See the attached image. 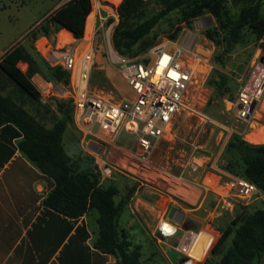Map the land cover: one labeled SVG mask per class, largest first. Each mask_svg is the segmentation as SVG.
Listing matches in <instances>:
<instances>
[{
	"label": "built area",
	"instance_id": "2783aa9c",
	"mask_svg": "<svg viewBox=\"0 0 264 264\" xmlns=\"http://www.w3.org/2000/svg\"><path fill=\"white\" fill-rule=\"evenodd\" d=\"M107 1L114 5L120 0ZM205 20L194 18L193 29L184 30L177 39L163 38L136 55L119 54L110 48L109 59L130 92L129 98L119 101L87 89V75L94 57L88 39H81L84 45L79 51L76 47L64 49L57 61V65L69 74L62 94L70 102L71 122L81 134L84 153L92 159L97 184L111 178L118 164L109 156L111 150L119 151L118 161L123 168L140 181L139 185L150 187L156 196L154 207L161 211L156 227L157 240L175 237L171 246L181 255L177 264H204L220 235L214 220L224 213L232 214L239 204L255 197L264 198L252 182L223 174L211 163L208 170H202L197 179L189 181L182 172L164 179L148 161L155 142L170 138L175 114L185 112L206 119L201 108L206 100V79L212 69L213 48L211 41L198 33ZM263 89L262 60L250 72L235 101L230 103L237 120L248 117L250 105L259 99ZM122 127L136 137L134 152L115 145ZM202 157L193 156L192 162L187 163L190 171L201 165L194 161L195 158ZM131 161L137 168L135 172L126 167ZM149 166L156 172L146 175ZM187 188L200 191L196 203L183 202L179 191ZM208 195L210 205L206 207ZM180 204L183 208L180 217L178 213L175 219L165 216L168 206Z\"/></svg>",
	"mask_w": 264,
	"mask_h": 264
},
{
	"label": "rangeland",
	"instance_id": "374dc122",
	"mask_svg": "<svg viewBox=\"0 0 264 264\" xmlns=\"http://www.w3.org/2000/svg\"><path fill=\"white\" fill-rule=\"evenodd\" d=\"M67 1L69 0H0V52L19 43L27 49L33 50L32 53L38 58H43L48 62V57L41 49L44 41L59 51L70 47H76L79 51L84 45L81 39H88L94 57L87 75V89L101 92L114 101L129 98V89L122 82L116 65L110 61L108 56L109 49L113 48L110 39L111 32L117 22L113 4L108 3L107 0H89L90 11L84 19L83 35L77 39L67 29L56 27L50 19L55 9ZM148 2V13L158 9L153 0ZM229 7L230 13H235L238 8L237 5H229ZM205 17H209L211 22L207 24V20H205V24L198 32L201 37L204 36L205 28L217 30L215 20L208 15L200 18L205 19ZM192 22L193 20L187 25L180 21L179 10H173L161 19L143 40L154 45L163 38L177 39L184 30L193 29ZM86 25L88 27L85 29ZM39 37L44 38L37 42L38 50L34 42ZM138 47L137 44L134 49ZM212 48V69L207 78L215 71L223 75L225 79L220 91H216L206 83V100L201 108L206 119L185 112L175 114L171 120L170 138L155 142L148 155L149 164L157 171L159 170L158 174L164 179L167 174L177 175L182 172V176L191 181L200 176L202 170H208L210 163L217 170L223 171V174L240 175L242 169L240 159L235 153L225 149L229 136L235 134L249 143H264V125L262 124L264 89L245 120H237L233 116L230 104L235 101L237 93L244 87L250 72L255 66H259L261 58L264 61V34L258 37L255 33L244 28L239 41L234 45L224 65L215 62L220 56L221 48L213 43ZM237 65L241 66L239 71L236 70ZM216 80L218 79L216 78ZM1 91L3 94L10 91L15 101L17 103L21 101L20 104L30 114L34 116L43 114L45 126L50 125L56 118V114L51 108V106L54 107L55 97H46L45 101H42L39 96L38 101H32L11 84L7 89ZM254 135H259L257 141L250 140V137ZM115 145L134 152L136 137L122 127L116 137ZM66 151L71 153L69 149ZM78 154L86 155L83 151ZM118 156L119 151L111 150L109 159L117 162L118 165L111 178L103 183V185L114 184L117 186L118 193L114 197L116 202L120 198L128 196L118 219V230H123L132 246L136 244L140 246L142 264H177L181 255L171 246L175 237L158 241L150 234V223L153 218L151 204L154 205L156 196L150 191V187L139 185L140 181L135 180L134 176L123 168V165L118 161ZM193 156L203 157L202 159L195 158L194 161L201 165L195 171H190L187 163L192 162ZM129 164L126 165L128 169L137 170L134 167V162L131 161ZM90 165L93 167L92 160ZM154 172L156 171L149 166L146 175H151ZM141 200L144 202L143 204L140 203ZM209 205L208 195L206 207ZM256 209H264V198L255 197L244 204L237 205L232 214H222L214 220L213 224L216 228L221 229L231 224L236 213L245 216ZM125 226H127L125 229L121 228ZM231 237L232 233L227 236L216 253L208 256V264H216L221 253L230 245Z\"/></svg>",
	"mask_w": 264,
	"mask_h": 264
},
{
	"label": "trees",
	"instance_id": "16d2710c",
	"mask_svg": "<svg viewBox=\"0 0 264 264\" xmlns=\"http://www.w3.org/2000/svg\"><path fill=\"white\" fill-rule=\"evenodd\" d=\"M149 0H120L115 7L117 22L111 32L113 48L123 55H136L148 47L143 39L169 12L179 10V20L189 25L194 18L212 17L217 30H203L204 36L221 48L216 63L224 65L241 31L247 28L256 36L264 34V0H153L158 6L148 13ZM229 5H237L230 13ZM90 11L89 0H69L51 14L56 27L65 28L79 39L83 35L84 19ZM68 33V32H67ZM69 34V33H68ZM139 45L134 49L135 45ZM19 43L12 45L0 57V138L17 139L16 149L45 176L53 181V187L43 199L44 206L68 218H76L87 211L97 214L96 237L92 247L104 254L114 256L116 264H142L140 246H132L123 230H118L117 219L128 196L115 201L118 188L114 184H97L96 174L87 155L71 156L62 143V134L71 123V105L66 98H55L54 109L58 113L49 127L17 103L9 91L1 92L3 79L32 101L39 94L30 82V77L41 72L39 59L50 79L64 85L69 74L59 65L49 66ZM21 60L27 63L24 73L16 67ZM218 80H216V78ZM225 77L215 71L206 83L220 91ZM264 125V117L262 119ZM225 149L235 153L242 163L240 176L252 182L264 194V143H249L235 134L226 141ZM240 221L237 225L236 223ZM232 233L230 245L221 253L216 264H256L264 253V209L241 216L236 213L230 225L220 229V235L211 248V254ZM209 258L204 264H208Z\"/></svg>",
	"mask_w": 264,
	"mask_h": 264
},
{
	"label": "crops",
	"instance_id": "0c3cea01",
	"mask_svg": "<svg viewBox=\"0 0 264 264\" xmlns=\"http://www.w3.org/2000/svg\"><path fill=\"white\" fill-rule=\"evenodd\" d=\"M116 5H113L114 8ZM86 27L87 25L85 29ZM42 38L44 37H39L34 42L38 50L37 42ZM42 47L49 48L48 51H43L48 57V65L57 64L62 51L50 47L45 41ZM7 49L0 52V57ZM16 67L24 73L27 63L19 60ZM39 67L41 72L32 74L30 82L41 100L45 101L46 97L65 98L62 94L65 85L51 80L40 60ZM2 81L1 90L7 89L9 84L13 85L8 80ZM51 108L57 118L58 113L53 106ZM35 117L43 122V114ZM16 141L17 139H11L8 142L0 138V264H116L114 256L101 253L92 247L96 237L97 214L94 210L72 219L44 206L43 199L53 187V181L16 149ZM62 143L65 150L71 151V156L78 155L80 151L84 153L81 134L72 122L67 124L62 134ZM179 193L184 203H196L200 196V191L195 188L180 190ZM140 203L144 202L141 200ZM181 205L168 206L165 216L175 219L177 213L181 214ZM151 209L153 218L150 234L157 238L156 227L161 211L152 204Z\"/></svg>",
	"mask_w": 264,
	"mask_h": 264
},
{
	"label": "water",
	"instance_id": "95a60500",
	"mask_svg": "<svg viewBox=\"0 0 264 264\" xmlns=\"http://www.w3.org/2000/svg\"><path fill=\"white\" fill-rule=\"evenodd\" d=\"M205 19L207 20V24H210V18L209 17H205ZM261 60H263V58H261ZM241 68L240 65L236 66V70L239 71ZM254 106V102H252V104L249 107V112L252 110ZM179 217L181 216V214L178 215ZM256 264H264V253L259 257L258 261L256 262Z\"/></svg>",
	"mask_w": 264,
	"mask_h": 264
},
{
	"label": "bare ground",
	"instance_id": "6f19581e",
	"mask_svg": "<svg viewBox=\"0 0 264 264\" xmlns=\"http://www.w3.org/2000/svg\"><path fill=\"white\" fill-rule=\"evenodd\" d=\"M88 27V26H87ZM40 44V43H39ZM43 44V43H42ZM44 52H46V51H48V48H44V47H42L41 48ZM256 128V127H255ZM257 131H258V129H257ZM262 132V131H261ZM264 133V132H263ZM258 138H259V135H254V136H251L250 137V140L251 141H257L258 140ZM262 138V137H261Z\"/></svg>",
	"mask_w": 264,
	"mask_h": 264
}]
</instances>
